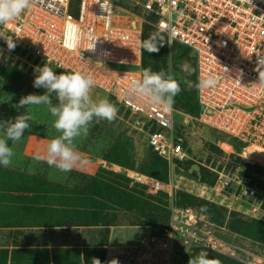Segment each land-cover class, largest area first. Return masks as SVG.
Returning a JSON list of instances; mask_svg holds the SVG:
<instances>
[{
    "label": "built area",
    "instance_id": "1",
    "mask_svg": "<svg viewBox=\"0 0 264 264\" xmlns=\"http://www.w3.org/2000/svg\"><path fill=\"white\" fill-rule=\"evenodd\" d=\"M142 5L157 15L155 26L165 33L170 50L180 44L191 53L196 83L209 74L219 77L214 88L196 87L202 105L197 121L237 139L245 160L264 163V0H143ZM0 34L63 71L92 76L94 87L123 105L138 130L143 131L147 123L155 124L147 142L171 169L189 158L182 139L173 136L174 106L164 111L127 95L129 82L139 79L142 69L132 72L108 65L141 68L140 16L112 0H33L20 18L0 25ZM74 34L76 46H72ZM95 39V51L87 50ZM102 52L109 55L102 58ZM171 66L169 61V72ZM127 174L153 194L172 199V177L165 182L138 172ZM210 190H226L236 201L260 194L241 169L218 172ZM188 222L180 224L172 213L160 234L141 226L133 241L120 246L107 243L102 264H174L177 253L201 241ZM202 240L207 247L217 246L211 239Z\"/></svg>",
    "mask_w": 264,
    "mask_h": 264
},
{
    "label": "rangeland",
    "instance_id": "2",
    "mask_svg": "<svg viewBox=\"0 0 264 264\" xmlns=\"http://www.w3.org/2000/svg\"><path fill=\"white\" fill-rule=\"evenodd\" d=\"M115 12L120 13L118 10ZM141 18L144 19L142 16ZM121 20L129 22V18L126 21L125 18ZM113 24L123 23L113 21ZM163 38L165 40V36L159 35L160 43ZM16 47L10 51L5 39L0 38V63L7 69L10 67L12 69L16 65L20 71L12 78L13 82H9L5 78L9 84L0 83V120L14 119L18 114L29 111L32 113V127L25 133L21 141L16 144L8 141L9 146L15 150L14 158L29 157L32 159L23 163H12L5 169L12 171L21 169L28 172L32 189L38 190L39 188L47 193L48 198L59 199L58 203L61 208L58 212L61 214V222L65 226H75L74 229L72 228L70 239L73 244L78 245V247L61 253L59 258L58 255H54V259L57 260L46 264H96L97 260L101 261L104 249L97 244H107L109 235L111 238L108 243L113 245L120 246L133 241L137 237L140 227L146 226L140 223H146L147 217L143 216L142 211L140 212L137 208L139 205L135 201L137 199L134 197L129 200L130 197L128 199L121 190L130 191L136 194L137 198L143 195L157 201L152 219L158 223V226L153 231L160 229L159 223L163 219H167L166 222L169 221L172 213L177 216L180 224L189 221L188 223L198 231L201 236L200 243L184 251L185 253L179 252L182 253L180 255L177 253L174 264L182 261L184 257L187 262L200 253H207L208 258L217 259L220 264H264V163L251 159L245 160L239 143L234 145L229 136L203 125L197 121L195 116L186 114L189 116L188 121L182 125V113L174 111L173 136L176 139H182L183 148L189 156L188 159L194 161L193 164H197L199 169L196 172L191 169L193 164L187 168L185 163L181 164L179 161L171 169L169 163L166 162V176L168 179L172 177L175 197L173 196L172 199L163 195L157 197L146 185L132 182L127 174L128 171L138 172L151 178L160 179L153 174L158 173L154 167L151 171L153 173L145 170L146 166L141 157H136L135 160H133L134 157L132 159L125 157V154L128 153L126 149L130 148L131 142L127 143L124 139L118 140V135L109 139L96 137L100 130L108 127L115 133L123 132L133 141L140 138V141L145 145L144 150L150 155L151 160L158 161L155 160V156L146 145L147 131L138 130L133 124L134 117L132 118L122 106L109 100L118 109L116 118L111 122L107 120L94 121L87 138L77 142L78 151L85 163L68 173H60L55 168L49 167L46 162H38L33 159L35 155H46L47 144L58 135L52 128L54 118L43 106L21 109L17 107V102L28 94L43 93V89L33 87L37 68L47 64L57 74L61 71L48 62L34 58L28 51L21 53L23 51ZM173 51L168 48V59L171 61V65L172 53L176 58L175 54L181 55L182 52L178 49ZM182 60L184 64L183 79H186L185 88L190 89L189 85L193 74L191 61L187 56ZM108 65L114 69L132 72L141 70L137 66L114 63H108ZM172 71L173 65L170 70L171 74ZM25 82L29 85V89ZM30 87L32 88L30 89ZM92 97L96 101L105 98L103 93L95 87L92 89ZM56 102L53 96V104ZM104 151H110L118 162H108L103 159L101 154ZM237 164L247 165V170L250 173L248 177L245 175L247 181L251 180V183L254 184L252 186L257 188L256 190L262 196L258 202L250 204L246 200L236 201L228 197L226 190H223L222 193H213L210 190V184L218 172H231L235 167V169H241L242 167ZM0 168L4 167L0 166ZM243 169L246 170V168ZM193 172L198 175L194 176ZM122 175H125L129 181L121 183ZM107 185L112 186L116 192L115 197L109 195ZM101 188L104 189L98 192ZM235 218L243 221L239 222L241 225L234 224ZM244 223L246 226H243L246 228L243 229L242 224ZM235 225L239 229L235 228ZM202 238L211 239L217 246L203 245ZM67 242H70L68 238H64V243Z\"/></svg>",
    "mask_w": 264,
    "mask_h": 264
},
{
    "label": "clouds",
    "instance_id": "3",
    "mask_svg": "<svg viewBox=\"0 0 264 264\" xmlns=\"http://www.w3.org/2000/svg\"><path fill=\"white\" fill-rule=\"evenodd\" d=\"M33 0H0V25L7 24L21 17L28 10ZM0 38H3L0 34ZM4 39V38H3ZM91 40V37H89ZM97 39L91 42L87 50L95 51ZM11 51L15 45L12 40H5ZM78 38L73 35V45ZM141 48L148 54L158 53L163 44L157 43V37L150 36L141 42ZM102 52L101 57H107ZM102 59L97 62L100 67ZM33 80V87L43 89L42 94H28L20 98L17 107L32 108L45 107L53 117L52 128L58 135L47 144L46 155H35L36 161L46 162L51 168L60 173H68L83 166L85 161L78 151L77 142L86 139L93 122L100 120L113 121L118 109L107 98L96 101L92 97L95 81L92 76L81 72H59L57 74L50 66L44 64L37 68ZM219 77L209 74L194 85L199 89H210L217 85ZM264 80V75H261ZM190 87L193 85H189ZM180 83L170 72L164 70L153 71L146 68L139 79H132L128 84L127 95L140 99L146 105L161 107L168 111L174 104V98L181 92ZM53 96L56 103L53 104ZM33 115L25 112L14 119L0 120V166L8 168L16 155L13 144L21 141L25 133L32 127ZM99 264V261H96ZM187 264H220L217 259H210L207 253H200L187 261Z\"/></svg>",
    "mask_w": 264,
    "mask_h": 264
},
{
    "label": "crops",
    "instance_id": "4",
    "mask_svg": "<svg viewBox=\"0 0 264 264\" xmlns=\"http://www.w3.org/2000/svg\"><path fill=\"white\" fill-rule=\"evenodd\" d=\"M31 159L17 157L13 163ZM28 174L0 168V264L53 263L57 260L54 255L59 258L64 251L78 247L70 239L75 226L61 222L59 199L32 189ZM64 238L70 242L64 243Z\"/></svg>",
    "mask_w": 264,
    "mask_h": 264
},
{
    "label": "trees",
    "instance_id": "5",
    "mask_svg": "<svg viewBox=\"0 0 264 264\" xmlns=\"http://www.w3.org/2000/svg\"><path fill=\"white\" fill-rule=\"evenodd\" d=\"M112 1L116 5H118L119 7L123 8V9H125L127 11L130 10V12H132V13H134L136 15L138 14V16L141 15L145 19V21H144V19L142 20V41L147 39V38H149L150 36H155V37H157V43L158 44H163V46L160 47L158 53L148 54L147 52L143 51V49H142L141 69L145 70L146 68L151 67L153 71L164 70L165 72H168L167 70H168V64H169V59H168V54L169 53H168V48H167V40H166L165 33L163 31L159 30L155 26V21H156L157 15L154 12L147 11V10H145L143 8V5H142L143 0H112ZM159 35L165 36V40L163 38V41H161V43H160V41L158 39ZM15 46H17V45H15ZM16 48H20V50L23 51L21 53H24L25 51H27L26 49H23V48H21L19 46H17ZM172 49L174 50L173 52H175L176 49H178L179 51L180 50L182 51L181 55L175 54L176 58L173 57V53H172V65H173L172 75L180 83L181 89H182L181 92L179 93V95H177L174 98L173 106H174L175 111H180L182 113V122H183V120H184L183 118H184V116L186 114H188L189 116H192V117L193 116L197 117L199 115V112H200L199 103H198L197 97H196V87L194 86L196 84V76H195V72H194V69H193V58H192L191 53L188 52L187 50L183 49V47L180 44H175L172 47ZM29 53L32 54L31 52H29ZM32 55L34 56V58H38V59H41L44 62H46L45 59H43L41 57H38V56H35L34 54H32ZM185 56L190 58L191 66H192V70H193L192 78L190 80L191 81L190 85H193V86H191L190 89H186L185 88L186 79L185 78L183 79V76H184V64H183L182 58L185 57ZM32 65H35V64H32ZM51 65H53V64H51ZM55 68L57 70L61 71V72H66L67 73V71H63V70H61V69H59L57 67H55ZM18 72H20V71L16 68V65L13 66L12 69H11V67L9 69H7L0 63V83L4 82L5 85H8L9 84L8 81L9 82L10 81L13 82L12 78ZM5 78L8 81L5 80ZM25 84H26V82H25ZM26 86L29 89V85L26 84ZM31 88L32 87H30V89ZM103 96L105 98H107L108 100H110V101H112V102H114L116 104H119L120 106H122L124 108V106L121 105L120 103H118L114 98L106 97L104 94H103ZM125 110L130 115V112L127 109H125ZM132 118H133V116H132ZM182 125H183V123H182ZM156 128H157V126L155 124L147 123L145 125V127H144L143 132L145 130L147 131L146 145L149 148V150L153 153V155L155 156V160H158V161L151 160L150 155L144 150V146L145 145H143L144 143H142L140 141V138L135 140V141H133L132 138H130L128 136H125L123 132L119 133V131H118L117 133H115L112 130H110V128H108V127L103 128L102 130H100L98 135H96V137H99L100 139H109V138L114 137L115 135H118V138H117L118 140L124 139V141H127V143L131 142L132 145L130 146V148L128 147L126 149L128 153L125 154V157L127 159H132V157H134L133 160H135L136 157H141L142 158V162L146 166L145 170H147L150 173H153L151 171H152V168L154 167L155 169H157L158 173L157 174L153 173V174L158 176V177H160V180L167 182L169 180L168 176H166L167 174L165 172V170H166L165 163L167 161L163 157L158 155L157 152L154 151L152 149V147L147 142L148 134L150 132H152L153 130H155ZM221 133H223V132H221ZM140 134H139V137L141 136ZM227 136H229V135H227ZM229 138L232 139L231 141L233 142L234 145H236V143H239L240 148H242V144L239 141H237V139H235L234 137H231V136H229ZM131 150H132V153H131ZM137 150H139V151L136 152ZM129 155H131V156L129 157ZM101 156H102L103 159H105L108 162H116V163L118 162L117 158H115L114 155L110 151L102 152ZM179 162H181V164L185 163L187 168H190L191 164L194 163V161L189 160V159H186V160H183V161H179ZM237 165H239V167L240 166L242 167L241 169L243 170L244 174L248 177V175L250 173L247 170V165H245V164H237ZM243 168H246V170L243 169ZM234 169H233V171H234ZM192 174L194 176L198 175L195 172H193ZM215 178H216V176H215ZM215 178L213 179V181L211 182L210 185H212L214 183ZM120 180H121V183H126L127 181H129V179L125 175H122V178H120ZM248 183H249V185H254L253 183H251V180H249V179H248ZM106 187H108V190H109L108 192H110L109 195L112 196V197H115L116 192L114 191L112 186L107 185ZM103 189L104 188L99 189L98 192H101ZM121 192H124L125 195H127L126 197L128 199L130 197L129 200L134 199V197H135V199H137V200H135L136 203H139L137 208L140 210V212L142 211L143 216L147 217V220L145 219L146 223H140V224H144L146 226H150L151 229H152V233L153 234H160L162 232V230L165 227L168 226L169 221L166 222L167 219L166 220L163 219L159 223L160 224V226H159L160 229L158 231H153V229L156 226H158V223L153 221V219H152L153 216H154L153 210L157 206V201L154 200V198H149L148 199L147 197H145L143 195H140V196L137 195L138 196V198H137L135 196L136 194H134V193H132L130 191H129L130 193L126 192L124 190H121ZM127 193H129V194H127ZM173 193H174L173 196L175 197V188L173 189ZM155 196H157V197L161 196L162 197V195H156V194H155ZM261 198H262V196H260V194L256 193V195H254L252 197H243L240 201L246 200L247 203H250V204L252 203L253 204V203L258 202L259 200H261ZM168 220H170V219H168ZM234 220H235L234 224H238V225H241V224H239V222H241V223L243 222L239 218H235ZM243 225L246 226V224L245 223L242 224V228L243 229L246 228ZM235 228L239 229V227L236 226V225H235ZM103 251H104V249H103ZM103 251H102V253L104 254ZM183 253H185V252H183ZM178 254L180 255L182 253H178ZM102 259H103V257H101V261L99 262V264H102ZM178 262L176 264H185V263L187 264L186 257H184V259L182 261H180L181 263L180 262L178 263Z\"/></svg>",
    "mask_w": 264,
    "mask_h": 264
},
{
    "label": "water",
    "instance_id": "6",
    "mask_svg": "<svg viewBox=\"0 0 264 264\" xmlns=\"http://www.w3.org/2000/svg\"><path fill=\"white\" fill-rule=\"evenodd\" d=\"M143 71H144V70L142 69V70H141V74H142ZM199 108L202 109V105H200ZM188 118H189L188 115H186V116L184 117L183 124L187 123ZM191 169L194 170V171H196V172H198L199 167H198L197 164H193V165L191 166Z\"/></svg>",
    "mask_w": 264,
    "mask_h": 264
}]
</instances>
